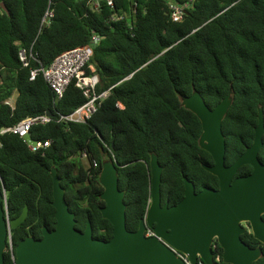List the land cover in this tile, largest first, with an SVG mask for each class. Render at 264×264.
<instances>
[{
    "label": "trees",
    "instance_id": "1",
    "mask_svg": "<svg viewBox=\"0 0 264 264\" xmlns=\"http://www.w3.org/2000/svg\"><path fill=\"white\" fill-rule=\"evenodd\" d=\"M3 1L0 129L48 110L53 115L29 130L42 143L36 150L17 133L0 134V191L5 189L9 219L28 208L25 220L10 230L13 252L21 239L40 238L43 226H55L52 167L75 214V227L82 231L89 220L93 237L105 240L112 225L99 210L104 202L98 175L107 158L117 165L129 230L137 228L150 201L151 153L162 166V204L183 197V176L196 192L203 186L218 188V178L201 165L213 163L198 145L201 122L181 105L180 95L197 90L213 108L231 86L233 100L222 120L225 165L251 144L258 107L264 112V0H193L179 21L172 20L170 5L187 0H114L112 5L98 0L97 7L92 0ZM47 10L52 16L42 25ZM93 34L100 37L89 62L98 76L96 90L109 94L86 123L57 121L59 113L72 112L87 98L70 82L56 100L41 73L30 79L36 61L29 53L47 67ZM21 49L27 66L19 59ZM258 156L264 160V137ZM250 170L244 164L236 175ZM241 239L261 246L262 256L252 264H264V243L248 230ZM213 245L214 254L222 255L219 243ZM12 263L7 248L4 264Z\"/></svg>",
    "mask_w": 264,
    "mask_h": 264
},
{
    "label": "water",
    "instance_id": "2",
    "mask_svg": "<svg viewBox=\"0 0 264 264\" xmlns=\"http://www.w3.org/2000/svg\"><path fill=\"white\" fill-rule=\"evenodd\" d=\"M0 8L7 11L3 0ZM232 100L231 86L213 108L197 90L180 95L181 105L201 122L198 145L213 159L212 164L201 165L218 178V188L203 186L196 192L194 183L183 176V197L173 205L162 204V166L157 154L151 153L150 201L138 228L130 231L126 227L125 192L118 187L117 165L107 158L98 175L103 187L99 197L104 202L99 210L111 223L112 230L110 239L102 240L93 237L89 220L82 231L75 227V214L69 210L57 170L52 167L55 226L51 230L43 226L40 238L28 235L21 239L15 247L12 264H186L175 250L186 255L192 264H196L198 257L205 264H214V241L222 248L223 261L229 264H252L259 259L261 246L250 247L241 234L249 228L254 238L264 243V164L257 156L264 133L263 110L258 109L252 144L234 162L225 165L222 120ZM46 113L51 115L49 110ZM22 138L27 145L36 146L37 140L30 132ZM244 164H250L252 172L234 176ZM27 212L25 205L18 216L9 219L5 189L0 191V264H4L11 228L19 226ZM146 226L152 228V235H145Z\"/></svg>",
    "mask_w": 264,
    "mask_h": 264
},
{
    "label": "built area",
    "instance_id": "3",
    "mask_svg": "<svg viewBox=\"0 0 264 264\" xmlns=\"http://www.w3.org/2000/svg\"><path fill=\"white\" fill-rule=\"evenodd\" d=\"M114 0H107L108 4L112 5ZM193 0H187L183 3H173L170 5V15L173 21H179L182 19L185 12V7ZM94 7L98 6V0H92ZM52 16V10H47L42 18L41 24L46 25L49 18ZM100 37L97 34H93L86 44L78 45L71 49L65 50L59 53L53 61L47 66H43L37 58L30 51V58L36 61L35 68L30 71V79H34L39 73L42 74L50 88L55 94L56 100L61 98L67 85L70 82H74L75 85L82 91L83 95L87 98L86 101L74 109L68 114H58L57 121H69L76 123H86L87 120L94 114L97 106L101 100L109 94V90L97 92L96 85L98 83V76L94 72V67L90 64V58L93 55V49L98 44ZM19 59L24 66L29 63L28 56L25 49L19 50ZM89 68L90 72L87 71ZM53 119V115H48L46 112L34 116H27L20 120L13 126L4 127L0 129V134L5 132L17 133L23 137L29 133L30 128L35 124H46ZM29 146V145H28ZM42 146V143L37 141L36 146H29L31 150H36ZM85 155V154H83ZM96 163L94 162V166ZM153 234L152 228H147L145 235L150 236ZM9 248L11 258L14 261L15 255L12 250L11 233H9V242L6 249ZM214 248V245H213ZM175 252L184 260L186 264H192L186 255ZM214 264H229L223 261L222 255L214 254ZM196 264H205L204 261L198 257Z\"/></svg>",
    "mask_w": 264,
    "mask_h": 264
},
{
    "label": "flooded vegetation",
    "instance_id": "4",
    "mask_svg": "<svg viewBox=\"0 0 264 264\" xmlns=\"http://www.w3.org/2000/svg\"><path fill=\"white\" fill-rule=\"evenodd\" d=\"M260 107V106H259ZM259 107H258V109H259ZM262 108V107H261ZM263 110V109H262ZM263 117H264V112H263ZM257 120H258V113H257ZM257 123H258V121H257ZM257 125V124H256ZM254 129H255V127H254ZM254 134H255V131H254ZM263 137H264V133H263V135H262V146H263ZM253 138H254V136H253ZM253 141V140H252ZM251 144H252V142H251ZM250 144V145H251ZM250 145H248V146H250ZM248 146H246V147H248ZM261 146V147H262ZM246 147H245V149H246ZM261 147H260V149H261ZM259 149V150H260ZM244 152V151H243ZM242 152V153H243ZM241 153V154H242ZM258 153H259V151H258ZM257 156H258V154H257ZM258 159H259V161L261 162V163H263L264 164V160H261L260 158H259V156H258ZM212 164V163H211ZM249 166H251L250 164H248ZM241 167V166H240ZM252 170H253V168H252V166H251V170H250V172L249 173H247V174H244V175H248V174H250L251 172H252ZM238 171V170H237ZM237 173V172H236ZM236 173H235V175L234 176H242V175H236ZM216 189V188H215ZM168 203V202H167ZM169 205V204H168ZM173 205V204H172ZM262 219L264 220V214H262ZM140 221V220H139ZM244 224H247V223H244ZM137 228H138V226H137ZM136 228V229H137ZM147 228H151V227H148V226H146V229ZM136 229H134V230H130V231H135ZM129 230V229H128ZM248 231H250V229L248 228L247 229ZM147 236V235H146ZM95 238H97V237H95ZM99 239H101V238H99ZM110 239V238H109ZM102 240H105V239H102ZM108 240V239H107ZM260 242V241H259ZM261 243V242H260Z\"/></svg>",
    "mask_w": 264,
    "mask_h": 264
},
{
    "label": "rangeland",
    "instance_id": "5",
    "mask_svg": "<svg viewBox=\"0 0 264 264\" xmlns=\"http://www.w3.org/2000/svg\"><path fill=\"white\" fill-rule=\"evenodd\" d=\"M15 95H16V94H14V95L12 96V98L9 99L10 104H13V103H14Z\"/></svg>",
    "mask_w": 264,
    "mask_h": 264
}]
</instances>
